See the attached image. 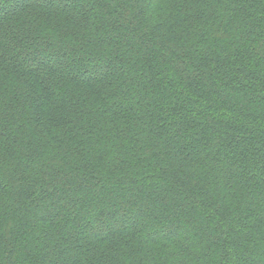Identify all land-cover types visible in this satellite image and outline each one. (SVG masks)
<instances>
[{"label": "trees", "instance_id": "1", "mask_svg": "<svg viewBox=\"0 0 264 264\" xmlns=\"http://www.w3.org/2000/svg\"><path fill=\"white\" fill-rule=\"evenodd\" d=\"M0 264H264V0H0Z\"/></svg>", "mask_w": 264, "mask_h": 264}]
</instances>
